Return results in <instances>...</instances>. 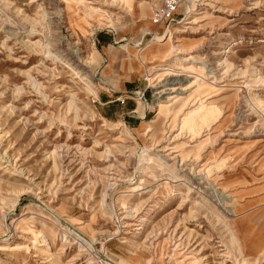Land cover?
<instances>
[{
	"label": "rangeland",
	"instance_id": "1",
	"mask_svg": "<svg viewBox=\"0 0 264 264\" xmlns=\"http://www.w3.org/2000/svg\"><path fill=\"white\" fill-rule=\"evenodd\" d=\"M160 4L0 0V264H264V0Z\"/></svg>",
	"mask_w": 264,
	"mask_h": 264
},
{
	"label": "bare ground",
	"instance_id": "2",
	"mask_svg": "<svg viewBox=\"0 0 264 264\" xmlns=\"http://www.w3.org/2000/svg\"><path fill=\"white\" fill-rule=\"evenodd\" d=\"M81 10L84 13L90 14V15L93 13V9L87 5H83L81 7ZM188 14H189V12H188ZM165 91L162 92V94L165 95ZM167 91L170 92L171 90H167ZM218 116H219V110L216 106H207L205 104H201L199 107H197L196 109H194V110H192L186 114V116L183 118L184 120H183V127L182 128L185 129V127H189V128L194 130V129L200 127L201 125L208 123L209 121L217 119ZM59 220L61 222H64L67 226L71 227L70 226L71 224L68 221H66V220L63 221L61 219H59ZM72 234H74V237L76 240H79V243L87 242V239L85 238V235L82 232H80L76 229H72Z\"/></svg>",
	"mask_w": 264,
	"mask_h": 264
},
{
	"label": "built area",
	"instance_id": "3",
	"mask_svg": "<svg viewBox=\"0 0 264 264\" xmlns=\"http://www.w3.org/2000/svg\"><path fill=\"white\" fill-rule=\"evenodd\" d=\"M179 5L180 0H161L160 7L155 10L152 20L155 23L166 22L169 25L176 22Z\"/></svg>",
	"mask_w": 264,
	"mask_h": 264
}]
</instances>
